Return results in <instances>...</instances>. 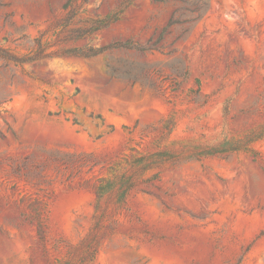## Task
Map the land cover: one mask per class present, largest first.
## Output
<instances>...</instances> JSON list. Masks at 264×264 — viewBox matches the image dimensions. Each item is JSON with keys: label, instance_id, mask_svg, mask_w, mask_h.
Wrapping results in <instances>:
<instances>
[{"label": "rangeland", "instance_id": "1", "mask_svg": "<svg viewBox=\"0 0 264 264\" xmlns=\"http://www.w3.org/2000/svg\"><path fill=\"white\" fill-rule=\"evenodd\" d=\"M74 4L0 0V264H264V0Z\"/></svg>", "mask_w": 264, "mask_h": 264}, {"label": "trees", "instance_id": "2", "mask_svg": "<svg viewBox=\"0 0 264 264\" xmlns=\"http://www.w3.org/2000/svg\"><path fill=\"white\" fill-rule=\"evenodd\" d=\"M75 1L76 0H68V4H70L71 6L75 5L74 4ZM151 1H154L157 3H173L177 6L173 12L171 18H170V21L167 24V26L162 29V31L165 32L167 27H170V26H173L175 24L180 23L179 22L180 19H183L184 22H189V23L193 22L197 19H200L201 16L206 11L208 0H151ZM75 11H76V8L75 7L72 8L71 12L75 13ZM175 14H178L177 19H174ZM95 29H98V28L91 27V28H86L85 30L79 29L76 32L88 34L89 32L94 31ZM149 43H150V41L148 42V45H149ZM35 46L37 48L38 54L41 53V51L43 49L41 42L36 40ZM154 47H156V46H154V44H150V46H147L146 48H140V50L142 51V50H148V49H150V50L151 49H157ZM31 60H32L31 58L27 57V58H24L21 60H14V61L16 63L23 64V63H29Z\"/></svg>", "mask_w": 264, "mask_h": 264}]
</instances>
